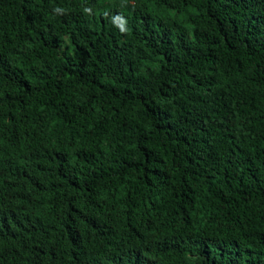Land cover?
I'll return each mask as SVG.
<instances>
[{"label": "trees", "instance_id": "obj_1", "mask_svg": "<svg viewBox=\"0 0 264 264\" xmlns=\"http://www.w3.org/2000/svg\"><path fill=\"white\" fill-rule=\"evenodd\" d=\"M0 264H264V0H0Z\"/></svg>", "mask_w": 264, "mask_h": 264}, {"label": "clouds", "instance_id": "obj_2", "mask_svg": "<svg viewBox=\"0 0 264 264\" xmlns=\"http://www.w3.org/2000/svg\"><path fill=\"white\" fill-rule=\"evenodd\" d=\"M57 12L61 11L60 9H56ZM127 23V22H126ZM127 29L124 26H121V32H125Z\"/></svg>", "mask_w": 264, "mask_h": 264}]
</instances>
